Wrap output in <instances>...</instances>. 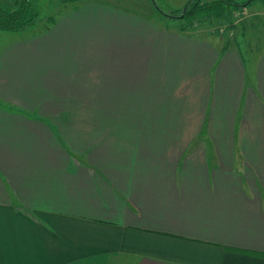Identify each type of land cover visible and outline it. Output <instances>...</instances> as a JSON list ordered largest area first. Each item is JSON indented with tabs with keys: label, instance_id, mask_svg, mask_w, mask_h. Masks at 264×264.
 Listing matches in <instances>:
<instances>
[{
	"label": "crops",
	"instance_id": "crops-1",
	"mask_svg": "<svg viewBox=\"0 0 264 264\" xmlns=\"http://www.w3.org/2000/svg\"><path fill=\"white\" fill-rule=\"evenodd\" d=\"M63 4L0 48V264H264V44Z\"/></svg>",
	"mask_w": 264,
	"mask_h": 264
},
{
	"label": "rangeland",
	"instance_id": "rangeland-1",
	"mask_svg": "<svg viewBox=\"0 0 264 264\" xmlns=\"http://www.w3.org/2000/svg\"><path fill=\"white\" fill-rule=\"evenodd\" d=\"M0 1L7 9H14L21 2V0ZM107 1L118 3L140 13L143 11L142 13L147 14L149 18L157 20L161 28L165 30H180L192 35L212 38L216 41L222 38V44L230 47L238 45L240 42L243 47L253 51L264 44V0H250L243 7L225 8L217 15L205 13L184 19L178 18V16L188 0L184 4H177L172 0H154L155 4L151 0ZM235 1L242 3L243 0ZM30 2L39 13L35 25L18 33L0 30V48L12 38L28 39L31 38L32 34L43 32L49 25L48 18L57 16V13L64 7L60 0H30ZM166 14L170 17L165 16Z\"/></svg>",
	"mask_w": 264,
	"mask_h": 264
},
{
	"label": "trees",
	"instance_id": "trees-1",
	"mask_svg": "<svg viewBox=\"0 0 264 264\" xmlns=\"http://www.w3.org/2000/svg\"><path fill=\"white\" fill-rule=\"evenodd\" d=\"M60 1L63 3H76L81 0ZM248 2H250V0H243L242 3L235 0H188L179 14H181L182 10L185 8L181 17L182 19L191 16L194 17L198 14L204 15L205 13L217 15L225 8H231L232 6L243 7L247 5ZM38 17V10L33 6L30 0H21L14 9H7L0 1V30L18 33L28 27L34 26ZM53 20L52 17L48 18L49 23H52Z\"/></svg>",
	"mask_w": 264,
	"mask_h": 264
},
{
	"label": "water",
	"instance_id": "water-1",
	"mask_svg": "<svg viewBox=\"0 0 264 264\" xmlns=\"http://www.w3.org/2000/svg\"><path fill=\"white\" fill-rule=\"evenodd\" d=\"M151 1L153 2V4H155L154 0H151ZM158 11H159V9H158ZM184 11H185V8L182 10V13L178 16V18H181V17H182ZM160 13H161V14H164V13H162V12H160ZM165 16L168 17V15H165Z\"/></svg>",
	"mask_w": 264,
	"mask_h": 264
}]
</instances>
